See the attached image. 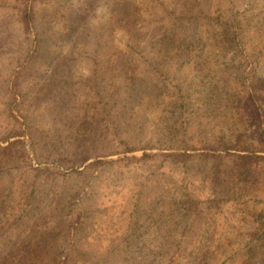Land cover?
I'll list each match as a JSON object with an SVG mask.
<instances>
[{"label": "rangeland", "instance_id": "374dc122", "mask_svg": "<svg viewBox=\"0 0 264 264\" xmlns=\"http://www.w3.org/2000/svg\"><path fill=\"white\" fill-rule=\"evenodd\" d=\"M263 79L264 0H0V264H264Z\"/></svg>", "mask_w": 264, "mask_h": 264}, {"label": "trees", "instance_id": "16d2710c", "mask_svg": "<svg viewBox=\"0 0 264 264\" xmlns=\"http://www.w3.org/2000/svg\"><path fill=\"white\" fill-rule=\"evenodd\" d=\"M123 9H124V10H122V12L124 14L123 15V20L127 21L128 17H129V15H127L128 14V9L127 8H123ZM34 15L35 14H33L32 8H31V6H30V4L28 2L27 5H25V7L23 9V12H22V20H23V22L25 23V25L27 27L32 24V22L34 20ZM260 84L263 85V90H264V79H263V82H261ZM259 135H260V133H259ZM260 142H264V137H262V138L260 137ZM260 151L262 153H264V147ZM149 156H150V154L143 153V154H141L139 156V158L142 159V158L149 157ZM180 156H181V158H183V157L185 158V157H187L189 155L184 153V154H180ZM241 157H243V156H241ZM255 157L264 159V154H261V155L257 154ZM30 253H32V250H30Z\"/></svg>", "mask_w": 264, "mask_h": 264}]
</instances>
